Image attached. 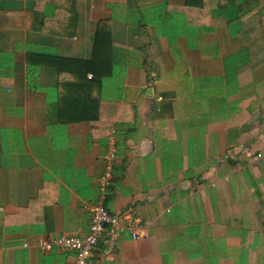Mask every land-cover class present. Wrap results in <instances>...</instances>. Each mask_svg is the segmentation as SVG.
Instances as JSON below:
<instances>
[{"label":"crops","instance_id":"0c3cea01","mask_svg":"<svg viewBox=\"0 0 264 264\" xmlns=\"http://www.w3.org/2000/svg\"><path fill=\"white\" fill-rule=\"evenodd\" d=\"M260 20L245 40L186 0H0V264L71 263L39 243L88 231L112 131L123 230L86 264H264ZM91 62L99 115L73 121Z\"/></svg>","mask_w":264,"mask_h":264},{"label":"trees","instance_id":"16d2710c","mask_svg":"<svg viewBox=\"0 0 264 264\" xmlns=\"http://www.w3.org/2000/svg\"><path fill=\"white\" fill-rule=\"evenodd\" d=\"M204 4L212 12L222 13L227 23L236 24L238 28L237 32L245 40H247L245 38L247 31L243 32V30L249 29L251 26L261 28L260 19L264 12L260 8L258 0H186V5L203 6ZM96 51L94 50V53ZM89 64L90 67L87 69L92 72L91 78L84 80V74H86L84 71L82 72L83 78H78L77 84L79 85L77 89H73L72 87L73 91L70 97L73 105L77 107L73 111L75 115L72 118L73 121L88 120L93 122L97 120L99 115L100 100L98 98V90L102 78L110 74V69L108 67L102 71L101 66L94 65L95 62ZM68 95H60L61 98H59L63 99ZM68 100L70 101L69 98Z\"/></svg>","mask_w":264,"mask_h":264},{"label":"built area","instance_id":"2783aa9c","mask_svg":"<svg viewBox=\"0 0 264 264\" xmlns=\"http://www.w3.org/2000/svg\"><path fill=\"white\" fill-rule=\"evenodd\" d=\"M115 153V138L112 131L108 138V149L104 155V168L97 182L99 198L86 205L90 213L88 231L81 236L61 233L55 237L42 239L39 243L41 250L49 251L53 248L71 250L74 252V257L70 264H86L94 246L106 233H108L110 244L112 245L115 242L117 233L114 232L113 229H123L120 226L119 217L110 214L103 204V199L105 198L106 191L112 180ZM256 156L260 157L261 153H258ZM128 219H130V216H128ZM134 220L135 219L131 218L129 222L131 228L135 225ZM108 227L112 230L107 232ZM131 234L132 237H137L134 231Z\"/></svg>","mask_w":264,"mask_h":264}]
</instances>
